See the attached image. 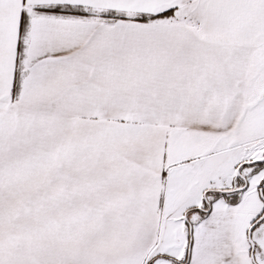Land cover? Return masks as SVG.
Instances as JSON below:
<instances>
[{
	"label": "snow or ice",
	"instance_id": "1",
	"mask_svg": "<svg viewBox=\"0 0 264 264\" xmlns=\"http://www.w3.org/2000/svg\"><path fill=\"white\" fill-rule=\"evenodd\" d=\"M0 264H264V0H0Z\"/></svg>",
	"mask_w": 264,
	"mask_h": 264
}]
</instances>
